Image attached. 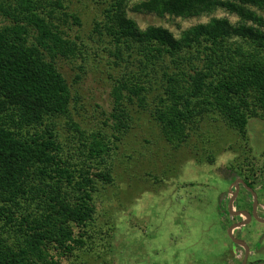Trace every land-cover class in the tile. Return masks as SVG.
I'll return each instance as SVG.
<instances>
[{"label":"trees","instance_id":"obj_1","mask_svg":"<svg viewBox=\"0 0 264 264\" xmlns=\"http://www.w3.org/2000/svg\"><path fill=\"white\" fill-rule=\"evenodd\" d=\"M65 1L0 0L8 21L0 27V264H74L99 247L94 202L98 181L111 182L100 167L131 130L134 112H151L175 149L198 139L204 121L224 123L247 141L251 120H264V18L250 8L264 11V0H145L132 7L177 18L223 9L240 18L237 25L212 19L179 38L163 27L142 30L128 17L129 0H113L93 33L104 32L114 48L107 54L118 73L110 114L117 131L109 138L79 130L75 87L61 62L84 60L85 45L69 34L83 22ZM61 126L78 131L79 151L71 144L64 153ZM207 160L214 164V155Z\"/></svg>","mask_w":264,"mask_h":264},{"label":"rangeland","instance_id":"obj_2","mask_svg":"<svg viewBox=\"0 0 264 264\" xmlns=\"http://www.w3.org/2000/svg\"><path fill=\"white\" fill-rule=\"evenodd\" d=\"M142 1L145 0H129L128 17L142 30L163 27L177 38L183 31L209 24L212 19H228L233 25L240 22L238 16L223 9L193 18L134 12L132 7ZM113 2L65 1L68 12L78 15L83 22L82 27L74 26L69 34L81 47L85 45L82 52L86 61L79 58L74 63L61 62L64 74L75 87L72 114L79 123L77 128L86 133L101 132L109 138L117 131L110 114L118 73L114 58L107 54V49L114 51L109 39L104 32L100 37L93 30L96 21L103 19L102 12ZM250 8L264 18V11ZM7 24L0 16V27ZM77 74L81 78L73 80ZM150 113L134 112L131 130L121 136L118 148L111 151V155L116 154L106 157L107 162L100 167L111 174V182L98 181L94 202L97 214L91 230L99 239V247L91 255L80 253L72 262L240 264L245 247L238 248L229 235L231 227L239 224L235 214L239 209L228 201L234 196L238 198L235 188L239 180L259 188L264 186V120H251L247 141L224 123L204 121L198 139L193 138L183 148L175 149L164 140ZM59 137L64 141V153L71 144L78 151L81 149V141L74 139L80 137L78 131L61 126ZM209 153L215 157L214 164L207 162ZM239 193L241 200L237 204L246 211L253 199L250 201L247 190L241 187ZM259 200L262 216L264 190ZM241 217L247 221L246 215ZM232 235L249 247L248 261H264V223L254 219L247 226L233 230Z\"/></svg>","mask_w":264,"mask_h":264},{"label":"flooded vegetation","instance_id":"obj_3","mask_svg":"<svg viewBox=\"0 0 264 264\" xmlns=\"http://www.w3.org/2000/svg\"><path fill=\"white\" fill-rule=\"evenodd\" d=\"M242 188V189H244V190H247V194L249 195V200L251 201V199H253L252 200V203L251 204H248V206H247V208H246V211H247V213H249L250 215H251V217H252V220L251 221H253L254 219H255V217L253 216V210H254V207L256 206L257 208V215H258V217L262 220V221H264V214H262L261 213V215L262 216H260V209H259V207H260V204H261V202H260V200H259V194H260V192L262 191V190H264V186L262 187V188H259V187H257V186H255V184H252V183H250V182H243L242 180H239V181H237V187L235 188V190L237 191L236 193H237V195H238V198H235L234 199V201H233V205L234 204H236V206H237V208L239 209V211L237 212V213H239L240 212V214H236V217H238L237 219H239V224L240 223H242V222H244V219L241 217V216H243L244 215V213L243 212H246L244 209H241L240 208V206L237 204L238 202H240V200H241V193H239V188ZM254 194L257 196V197H255L254 196ZM233 198V197H232ZM232 198H231V200H229L228 201V203H231V201H232ZM257 198V205L255 204V202H256V199ZM255 200V201H254ZM253 201H254V203H253ZM248 203H250V202H248ZM251 207V208H250ZM243 210V211H242ZM231 215V214H230ZM256 220V219H255ZM257 221V220H256ZM262 223H264V222H262ZM237 224V223H236ZM235 224V225H236ZM238 240H240V239H238ZM240 241H243V240H240ZM244 242V241H243ZM236 246V245H235ZM237 247L238 248H240L241 246L240 245H237ZM245 256H246V249L244 250V254H243V261L240 263V264H244V260H245ZM251 257V253H249V257H248V259ZM248 259H247V263L246 264H258V263H264V261H262L261 259H258V260H256V261H248Z\"/></svg>","mask_w":264,"mask_h":264},{"label":"water","instance_id":"obj_4","mask_svg":"<svg viewBox=\"0 0 264 264\" xmlns=\"http://www.w3.org/2000/svg\"><path fill=\"white\" fill-rule=\"evenodd\" d=\"M238 191V190H237ZM236 191V192H237ZM236 195H237V193H236ZM254 196L255 197H257L255 194H254ZM236 197L234 196L233 198H232V201H231V203H230V205H233V201H234V199H235ZM256 200V202H255V204L257 205V198L255 199ZM257 207L255 206L254 207V210H253V216L255 217V219L257 220V221H259V222H264V221H262L259 217H258V215H257V209H256ZM231 212L233 213L234 211H233V209H231ZM244 213V215H246L247 216V221H244V222H242V223H240V224H236V225H234L233 227H231V229H230V237L232 238V241L236 244V245H240V246H243V247H245V249H246V256H245V260H244V264H246L247 263V259H248V257H249V247L246 245V243L245 242H243V241H240V240H238V239H236V238H234L233 237V235H232V232H233V230H235V229H237V228H240V227H245V226H247L250 222H251V220H252V217H251V215L249 214V213H247V212H243ZM236 214H240V212L239 213H236Z\"/></svg>","mask_w":264,"mask_h":264}]
</instances>
